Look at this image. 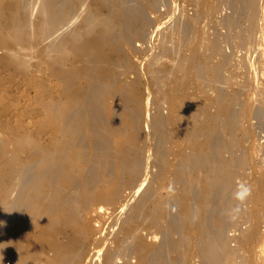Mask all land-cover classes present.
Wrapping results in <instances>:
<instances>
[{
    "label": "rangeland",
    "instance_id": "1",
    "mask_svg": "<svg viewBox=\"0 0 264 264\" xmlns=\"http://www.w3.org/2000/svg\"><path fill=\"white\" fill-rule=\"evenodd\" d=\"M38 3V0H20L17 10L19 16L28 20L31 43L38 37ZM121 4L133 18L130 31L125 34L115 30L111 38L114 43L104 48L105 54L93 50L90 54L81 56L70 53L61 58L56 56L57 52L65 48L69 36L82 28L94 30L100 18L112 20L117 9L114 1L109 0H56V13L64 14L66 7L70 8V12L58 29L44 30L45 40L39 45V52L30 53L31 69L28 73H43L41 77L47 85L52 82L47 74L51 72L50 69L62 68L66 73H75L72 82L84 90V97L82 93L77 96L83 101L77 110L81 114L79 116L88 118V110L92 108V115L97 114L99 118L93 134L82 129L80 136L74 140L75 146L77 144L82 147L86 159L85 163L79 165L87 166L85 180H90L93 186L106 184L116 175L118 163L122 161L120 153L114 147V136L107 132V128L121 132V137H128L135 132L134 184L143 186V190L137 194L135 189L124 187L123 198L117 206L125 207L121 217L127 216L132 206H139L140 216H145L147 210L152 208L148 201L155 198L165 200L167 227H163L161 233H155L156 238L148 240L158 248L159 257H167L168 262L172 256V244L178 238L177 233L179 237L184 233L181 187L189 184L193 186L194 195L189 201L194 208L193 215L196 216L203 194L199 177L204 170V167L197 166L194 161L179 157L184 147L181 148L179 140L172 134L169 122L174 119L173 115L184 114L186 109L178 95L175 96V114H171L173 101L168 86L171 80H181L184 82L183 86L178 87L181 95L185 94L197 103H211L216 92L209 82V73L212 68H216L220 73L217 90L225 98H232L229 114L232 115L233 136L239 141L235 146L233 139L228 141L226 134L218 130L210 131V134L205 136L214 142L228 144V154L231 153L233 164L236 162L240 167L226 199V204L234 202L240 212L236 217H231L227 211L218 208L222 203H218L217 198L211 196V210L206 215L207 223L209 231L215 234L218 240L225 242V248L235 247L236 240L242 247V231L251 226L252 243L248 250L245 248L238 252L239 256L234 264H264V194H257L256 198L254 188L258 178L262 179L264 187V0H121ZM88 7L90 18L87 24L82 25L81 14ZM211 39L216 50L210 54L208 43ZM1 52L0 50V54ZM167 71L173 73L171 77L165 76ZM139 73H145V76L141 77ZM0 79L6 87L5 100L14 105L12 116L5 114L0 117V153L7 154L12 147L8 142L9 134L1 122H7L11 126L19 124L21 128L33 131L40 144L48 146L50 131H42L33 124L40 115L38 99L40 100L41 95L32 85L30 75L25 76L1 68ZM155 81L156 87L150 88L148 84ZM130 83L136 84L143 100H150L147 108L140 104L134 106L127 92ZM56 84L53 88L48 86L47 94L55 95L58 100L63 99L60 82L56 81ZM109 85H119L122 88L125 111L131 114L133 127H128L123 114L118 112L109 120L108 110L102 107L105 101L99 100V97L98 101L95 100L100 96L98 90ZM120 105V99L111 102L113 108ZM209 109L212 113L216 111L212 104ZM17 110L24 111L20 119L15 117ZM93 116L91 119L95 118ZM197 118L203 119L201 112L197 113ZM67 121L70 120L67 118ZM147 122L148 127L145 125ZM72 126L73 124L68 127ZM147 130L149 140L146 139ZM146 146L148 150L145 152L143 149ZM166 163L170 170L164 173ZM34 168L35 164L29 166L25 172L27 176L21 180L13 177L11 199L15 201L22 194L23 183L29 180L28 175ZM121 178H124V175ZM172 183L177 186L175 193L167 189V185ZM84 184L83 179H76L72 188H66L64 194L69 202L76 201L79 205L77 192H80ZM133 193L135 196L130 197ZM127 197L131 199L129 207L124 203ZM102 206L104 211L94 216L90 222L96 229L101 230L100 232L113 233L115 224L109 220L115 207L110 204ZM94 210L88 213L78 210L77 220L83 221L86 216L91 217ZM13 211L17 210L13 208ZM24 211L25 209L20 210V213L24 215ZM218 219L222 222L220 227L217 225ZM50 224L57 228L52 235L56 241L79 237L73 228L59 226L57 216L50 217ZM20 231L18 240L21 245L31 241L40 243L46 235L42 226L35 227L30 235L24 232V227ZM89 240L90 237H81V252L87 249ZM160 240L161 245L157 247ZM219 245L218 250H221L223 247L220 248ZM136 250L137 245L130 243L128 255L133 256ZM157 256V253L151 254V261L155 262ZM51 257V248H40L38 245L28 264H47ZM174 259L180 262V254H175ZM9 262L12 263L11 259L5 258L4 264ZM132 262L133 258L129 262L119 257L116 259V264ZM77 263V258L68 262ZM190 264L201 263L195 256L191 258Z\"/></svg>",
    "mask_w": 264,
    "mask_h": 264
},
{
    "label": "bare ground",
    "instance_id": "2",
    "mask_svg": "<svg viewBox=\"0 0 264 264\" xmlns=\"http://www.w3.org/2000/svg\"><path fill=\"white\" fill-rule=\"evenodd\" d=\"M109 1H114L117 9L112 20L111 18H100L96 22L94 30L82 28L69 36L63 51L56 53L57 58L68 53L81 56L90 54L93 50L105 54L104 48L114 43L111 38L115 30L125 34L130 31L133 18L128 14L127 8L122 6L121 0ZM38 2V11L40 12L39 24L36 27L38 37L31 43L28 20L17 14L20 0H0V50L2 51L0 69L6 68L21 75H30L32 85L41 95L40 100L38 99L40 115L33 124L42 131H50V144L42 146L33 131L23 129L19 124L11 126L7 122H1L9 134L8 142L12 147L7 154L0 153V264H4L5 258L11 259L12 263L8 264H28L34 257L38 245L40 248L49 247L53 250V257L48 260L47 264H68L75 258H77V264H116L118 257L127 262L133 258L134 262L131 264H190L191 258L195 256L201 264H234L235 259L239 256L238 252L245 248L248 250L252 243L251 232L253 230L251 226L242 231L243 235H241L244 236L242 247L236 240L235 247L225 248V242L218 240L217 236L209 231L206 218L211 210V196L216 197L218 203H222L218 208L221 211H227L231 217H236L240 212L234 202L226 204L229 191L238 176L240 167L236 162L233 164V159L230 158L231 153L228 154V144L214 142L205 136L210 134L208 133L210 131L218 130L226 134L228 141L233 139L235 146L239 141L233 136L234 126L231 121L232 115L229 114L232 98H225L217 90L219 88L217 87L218 79H220L219 70L212 68L209 73V82L216 92L211 103L204 101L197 103L193 98L187 97L185 94L181 95L178 89L184 85L181 80H171L168 86L170 98L173 101L171 114H175L177 108L175 96H180L179 99L183 101L186 109L184 114L173 115L174 119L169 122L172 134L179 140L181 148L184 147L179 153V157L186 161H194L197 166L204 167V170L199 177L203 194L196 216L193 215L194 208L189 201L194 195L193 186L189 184V186L181 187L184 233L181 237L177 233L178 238L170 249L172 256L167 262V257L163 255L159 257L158 248L148 240L156 238L155 233L159 234L163 227H167L165 200L155 198L148 201L152 208L147 210L145 216H140L139 206H132L128 215L121 217L125 207L117 206V203L123 198L122 189L124 187L135 189L137 194L143 190V186L134 184L133 174L136 170L133 160L136 154L134 147L136 133L134 132L128 137H121V132H117L116 129H106L114 136V147L120 153L122 161H119L113 179H109L106 184L93 186L90 180H85L87 166H79L81 163H85L86 159L82 147L77 144L75 146L74 140L80 136L82 129L91 134L94 127L97 126L99 118L97 114L92 115V108L88 110V118L79 116L81 114L77 110L83 101L77 96L79 93L83 94L84 90L72 82L75 73H66L62 68L59 70L50 69L51 72L47 74L52 80L51 85L44 82L41 77L43 73H28L31 69L30 53L32 51L39 52V45L45 40L44 30L58 29L62 20L70 12V8L66 7L64 14L56 13V0H38ZM81 16L80 23L87 24L90 18V8H86ZM212 40L208 43L210 54L216 50ZM102 54L101 56L104 57ZM206 56L205 62L207 61ZM172 74L167 71L165 76L171 77ZM139 75L144 77L145 73H139ZM56 81L60 82V93L64 95L63 99L58 100L55 95L47 94L49 87L53 88L57 85ZM128 85L130 87L127 92L134 106L140 104L147 108L150 100H143L135 83ZM148 85L150 88L156 87V81L155 83L150 82ZM117 86L109 85L101 88L98 90L100 96H97L95 100L98 101L99 97V100L105 101L102 103V107L108 110L109 120L112 119L115 112H118L123 114L128 127H133L132 116L125 111L123 90L119 85ZM5 91L6 87L2 85L0 79V117L5 114L12 116L11 111L14 110L13 103L5 100ZM115 99H120L121 105L113 108L111 102ZM210 104L216 109L213 113L210 112ZM25 110L28 111V109ZM198 112H201L203 119L198 120ZM23 114L24 111L17 110L15 112L16 119H20ZM91 116L95 118L91 119ZM67 118L70 120L69 122ZM147 123L146 127L149 125V122ZM72 124L71 128L68 127ZM148 136L149 131L147 130L146 139ZM147 150L148 146L143 149L145 152ZM34 164V170L28 175L29 180L23 183L22 194L14 201L10 195L11 180L13 177L18 180L26 177L25 172L28 171L29 166ZM172 166L174 165L172 164ZM168 170L170 169L166 163L163 172L166 173ZM123 175L124 178H121ZM76 179L85 181L83 188L77 192L79 205L76 201L69 202L64 194L66 188L73 187L72 184ZM176 187L174 183L167 185V189L171 193L176 192ZM254 188L256 198L257 194L260 196L264 194L261 178H258ZM134 196V193L130 195V197ZM130 197L124 200L128 207L131 205ZM107 204L115 207L109 220L110 223L115 224L113 233L100 232L101 230L96 229L90 222L94 216H98L100 212L104 211L102 205ZM13 208L17 211L14 212ZM94 208L96 209L94 210ZM24 209L25 213L22 215L20 210ZM92 209L94 213L91 214V217L86 216L83 221L77 220L78 210L88 213ZM51 216L58 217L59 226L76 230L79 237L67 238L60 242L53 239L52 235L57 231V228L51 226ZM221 223V219H218L219 227ZM37 226H42L44 229L46 235L43 241L40 243L31 241L21 245L18 240L20 230L24 227V232L30 235ZM82 236L90 237V240L87 249L81 252L79 248L83 243ZM161 242L162 240L159 241L157 247L161 245ZM130 243L137 245L133 256L128 255ZM218 245L223 248L218 250ZM80 253H82L81 258H79ZM155 253L158 256L154 260L155 262H152L150 255ZM173 254H180V262L175 261Z\"/></svg>",
    "mask_w": 264,
    "mask_h": 264
}]
</instances>
